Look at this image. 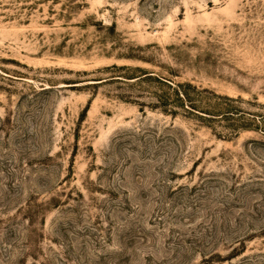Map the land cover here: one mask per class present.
I'll use <instances>...</instances> for the list:
<instances>
[{
	"label": "rangeland",
	"instance_id": "1",
	"mask_svg": "<svg viewBox=\"0 0 264 264\" xmlns=\"http://www.w3.org/2000/svg\"><path fill=\"white\" fill-rule=\"evenodd\" d=\"M0 264H264V0H0Z\"/></svg>",
	"mask_w": 264,
	"mask_h": 264
}]
</instances>
